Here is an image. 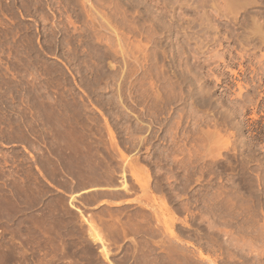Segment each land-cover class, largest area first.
I'll return each mask as SVG.
<instances>
[{"label": "rangeland", "instance_id": "rangeland-1", "mask_svg": "<svg viewBox=\"0 0 264 264\" xmlns=\"http://www.w3.org/2000/svg\"><path fill=\"white\" fill-rule=\"evenodd\" d=\"M231 1L0 0V264H264V0Z\"/></svg>", "mask_w": 264, "mask_h": 264}, {"label": "bare ground", "instance_id": "bare-ground-1", "mask_svg": "<svg viewBox=\"0 0 264 264\" xmlns=\"http://www.w3.org/2000/svg\"><path fill=\"white\" fill-rule=\"evenodd\" d=\"M229 2H230V4H233L234 2H232L231 0H228ZM236 1H238V0H236ZM242 1V0H241ZM256 0H249V2H250V4H254L255 5V2ZM227 1H225V3H226ZM232 2V3H231ZM243 2V1H242ZM241 2V5L244 3H242ZM258 2H260V1H258ZM262 2V1H261ZM228 3V2H227ZM246 4H247V2H246ZM249 4V5H250ZM261 4V3H260ZM234 5V4H233ZM233 5H229L228 6V4H227V6L228 7H233ZM240 4H239V7L241 6ZM248 5V6H249ZM256 5H259V4H256ZM235 7H236V5H234ZM243 6H246L245 4H243ZM252 6V5H251ZM253 7V6H252ZM257 8H258V6H256ZM261 7H263L264 8V4L261 6ZM256 8V9H257ZM242 9H243V7H242ZM224 10V9H223ZM226 10H227V8H226ZM228 10L230 11V9L228 8ZM231 10L233 11V9L231 8ZM259 10H260V8H259ZM259 10H257V11H259ZM223 12H225V11H223ZM228 12V11H227ZM254 12V11H253ZM226 13V12H225ZM229 13V12H228ZM264 16V15H263ZM257 17V16H256ZM259 18H260V15L258 16ZM257 17V18H258ZM254 19H255V17H253ZM258 18V19H259ZM252 19V18H251ZM254 19H252L253 20V22H254ZM263 19V18H262ZM256 20V19H255ZM260 20V19H259ZM264 21V20H263ZM256 22H258V21H255V24H256ZM264 23V22H263ZM261 26H264V24H261L260 26H259V29H261L262 27ZM257 27V26H256ZM261 27V28H260ZM254 28V27H253ZM257 29H258V27H257ZM258 29V32H260L261 30H259ZM255 30V29H254ZM254 30H252V31H254ZM257 31V30H256ZM255 31V32H256ZM261 32H263L264 33V30H262ZM254 33V32H253ZM252 33V34H253ZM263 33H261V35L263 34ZM255 34V33H254ZM257 35H258V33H256ZM260 34V33H259ZM260 35V36H261ZM254 36V35H253ZM256 36V35H255ZM264 36V35H263ZM263 39V38H262ZM90 238H91V240L95 243V244H97V245H99V251H100V253H101V255L103 256V258L105 259V260H109V252H108V249H107V247H105L104 246V244H103V241H102V239L95 233V232H91L90 233Z\"/></svg>", "mask_w": 264, "mask_h": 264}, {"label": "crops", "instance_id": "crops-1", "mask_svg": "<svg viewBox=\"0 0 264 264\" xmlns=\"http://www.w3.org/2000/svg\"><path fill=\"white\" fill-rule=\"evenodd\" d=\"M90 242H91V240H90ZM91 244H93V243L91 242ZM96 246H97V248H100L99 245L96 244Z\"/></svg>", "mask_w": 264, "mask_h": 264}]
</instances>
